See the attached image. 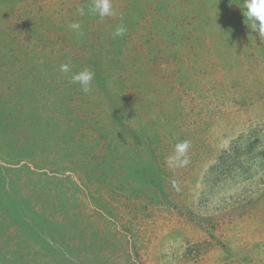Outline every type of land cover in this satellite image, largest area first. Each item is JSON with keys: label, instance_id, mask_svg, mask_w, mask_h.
Returning <instances> with one entry per match:
<instances>
[{"label": "rangeland", "instance_id": "obj_1", "mask_svg": "<svg viewBox=\"0 0 264 264\" xmlns=\"http://www.w3.org/2000/svg\"><path fill=\"white\" fill-rule=\"evenodd\" d=\"M92 2L0 0V264H264V40L243 0Z\"/></svg>", "mask_w": 264, "mask_h": 264}, {"label": "clouds", "instance_id": "obj_2", "mask_svg": "<svg viewBox=\"0 0 264 264\" xmlns=\"http://www.w3.org/2000/svg\"><path fill=\"white\" fill-rule=\"evenodd\" d=\"M243 12L247 25L258 33L259 38L264 40V0H243L241 6H239ZM80 16H84L85 8L80 7L77 9ZM88 12L92 15H98L100 18L106 16L115 15V11L112 8L111 0H93L88 6ZM68 27L74 32L81 30V24L78 21H73ZM127 29L123 24L118 25L114 32L113 37H121L126 33ZM60 71L68 74L70 73V65L63 63L60 65ZM94 72L85 68L79 72L72 73L70 76V82L79 84L81 91L88 94L93 89ZM189 147L188 141L178 142L174 147V155L168 157L169 166H183L188 163L186 157V151Z\"/></svg>", "mask_w": 264, "mask_h": 264}]
</instances>
